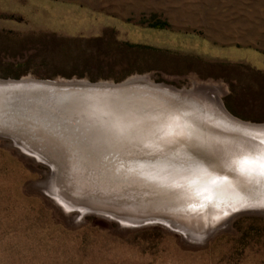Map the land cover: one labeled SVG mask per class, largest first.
I'll use <instances>...</instances> for the list:
<instances>
[{"label":"rangeland","instance_id":"rangeland-1","mask_svg":"<svg viewBox=\"0 0 264 264\" xmlns=\"http://www.w3.org/2000/svg\"><path fill=\"white\" fill-rule=\"evenodd\" d=\"M25 75L211 82L229 114L264 123V0H0V78ZM8 143L0 138V264H264L262 223L238 221L248 235L237 238V217L198 245L157 224L78 216L50 193L47 167Z\"/></svg>","mask_w":264,"mask_h":264},{"label":"water","instance_id":"water-1","mask_svg":"<svg viewBox=\"0 0 264 264\" xmlns=\"http://www.w3.org/2000/svg\"><path fill=\"white\" fill-rule=\"evenodd\" d=\"M0 83L41 85L45 93V96L42 98L43 102H50V100L56 97L60 99V101H56L57 104H54V102L51 103L55 106H48L53 114H58L59 112L56 107L61 109L64 107V104L66 108L79 105L82 107V112L86 113V116L82 114L92 123H95V119L96 121L99 120L106 123L112 117H105V115L102 118L97 117L98 111L102 110L100 108L102 101H99L98 98L95 100L96 96L91 95V93L113 94L121 90L134 91L139 89V83L148 84L149 87L147 89L156 90L158 94H163L164 92L168 95L167 93H169L176 99L180 98L183 102H185L184 100H188L187 95L190 96L193 93H199L197 90H194V85L189 89L176 88L173 85L150 81L146 75H130L118 82L111 80L88 81L76 77L38 79L30 75H25L18 78H0ZM63 98L66 99L63 100ZM104 103V109L108 108L109 101L106 100ZM216 103L214 104L215 109L223 114V119L227 117L233 120L238 126L247 127L245 129L249 128L250 130H254L257 134L264 133V123H252L240 120L227 112L219 98L216 99ZM25 105H29V102L25 103ZM185 108L184 106L182 108L180 106L179 109L176 108L175 113L168 114V116H165V113H160L162 115L157 114L158 112L155 113L154 115L159 117L157 121L161 120V118H166L167 121L169 119L168 122L161 120L165 125L160 127L164 130H159L158 135L153 130L155 132L153 134L151 132H146L149 135L145 133L147 138L139 135L135 140H129L127 146L130 148L126 150L127 152L123 151L122 154L130 156L142 170L149 171L150 179L153 178L152 180L158 181L160 185H164L167 192H174L176 198L184 201L185 204L181 201V205L184 204V209L188 210L189 207L190 209H195L197 203L199 204L204 201L208 204L214 202L216 198L214 196L209 200L201 198L195 192L190 191V189L188 190L178 182L176 183V178L184 179L185 177L186 179L187 176L197 174L200 177L204 176L207 178V176L211 177L213 174L216 176L219 174L218 177L214 178L218 179L222 178L228 172L236 171L240 174L233 161L238 159L241 154L256 151V148H264V144H262L264 137L262 140L259 137H254L255 139L251 138L255 144L259 142L258 146L246 141L250 137H245L241 133H234L236 136L234 134L232 135L233 139L229 143V147L215 146L212 144L214 142H211V136H208V139L205 140L202 134L203 132L200 131L202 126L200 125L201 123H198V117L196 116L200 118L201 116L198 114L196 116L190 115L191 113H188L189 111ZM188 108L191 109V105ZM75 110H79V108L76 107ZM87 112L89 115L91 114L90 112H93V116H91L93 118H90ZM135 113L139 115V110ZM124 116L129 118L130 121L128 124L126 123L127 125L125 127V124L121 126L122 130H125L133 122L132 119H134L127 112L124 113ZM48 118L43 117L40 121L36 120V118H31L29 121L31 122L29 124L32 126H34L33 124L38 126L36 123H41V127H38L45 131L44 139H40L42 140L41 143H44L43 145L28 142L19 132L13 131L9 125H0V138L7 139L9 142L8 145L14 147L16 151L44 164L47 167V176H49V179H53L50 193L68 209H74L78 216L84 214L101 215L123 225L134 227L157 224L167 231L177 233L180 238L198 245L206 243L217 233L228 230L231 223L237 217L244 215L264 217V202H259L254 199L237 200L234 204L229 203L231 206L227 205V207L219 208L220 210L217 209L218 212L216 214L204 216L202 221L196 223L191 222L188 218L178 219L166 210L158 211L154 208H148L147 200L140 201L136 197V193L130 190L125 191L127 188L118 189L111 187V184L116 185L115 182H111L108 176L104 177L102 175L104 173L100 174L96 170L97 167L102 165L101 168L105 170L107 161L101 159V162H98L94 157L91 159L90 155L92 152L76 147L74 143L66 142L67 140L62 137V133L58 130L59 127L50 126L52 119L50 118L51 120L48 121ZM155 120L156 118L153 119V121ZM96 124H98L95 128L97 130L99 122ZM32 126L31 129L33 128ZM204 126L205 128L209 127L208 125ZM93 168L96 169L92 170ZM140 172L142 173V171ZM259 178L264 180L262 177ZM128 188L130 189L131 187ZM154 191L155 189L152 190V192ZM184 199L191 201V203H186ZM150 201H152V198Z\"/></svg>","mask_w":264,"mask_h":264},{"label":"bare ground","instance_id":"bare-ground-1","mask_svg":"<svg viewBox=\"0 0 264 264\" xmlns=\"http://www.w3.org/2000/svg\"><path fill=\"white\" fill-rule=\"evenodd\" d=\"M29 85L0 83V125H9L13 131L19 132L28 142L43 145L44 143H41L42 140L40 139H44L43 136H45V131L40 128L41 123H36L40 126L38 127L35 124H33L34 126L30 125L29 123L31 122L29 121L31 118H36V120L40 121L43 117H49L48 121L52 119L50 126L59 127L58 130L62 133V137L67 140L66 142L74 143L76 147H80L83 150L87 149L88 152H92L90 155L91 159L94 157L98 162H101V159L107 161L105 170L101 168L103 165L97 167V169L93 168L92 170L96 169L100 174L104 173L102 174L104 177L108 176L109 180L115 182L118 186L111 184V187L118 189L127 188L125 191L130 190L136 193V197H138L140 201L147 200V205H149L148 208H154L158 211L166 210L178 219L188 218L191 222L196 223L202 221L204 216L216 214V212L220 210L219 208L227 207V205L231 206L229 203L234 204L237 200L254 199L259 202H264V180L257 176L250 177L241 175L236 171L231 173L228 172L229 174L225 173L222 178L217 179L218 183L216 185H209V180L218 177L219 174H217V176L213 174L211 177L207 176V178L204 176L200 177V175L197 174L194 176H187L186 179L185 177L184 179H179L178 177L175 179L177 180L175 182L180 183L188 190L190 189V191L195 193L200 192L201 195L199 196L201 198H206L208 196L212 198L214 196L216 199L214 202L208 204L204 201L199 204L197 203L196 208L194 205L195 209H190L189 207V209L186 210L184 209V201L176 198L174 192H167L164 185H160L158 181L152 180L153 178L150 179L149 171L146 172V170H142L130 156L122 154L123 151L130 148L127 146L129 140H135L139 135H143V137L147 138L146 136L149 134L146 132H151L153 134L155 133L154 131H156L158 135L159 130H164L161 128L165 125L163 122H168L169 119L167 121L166 118H161L163 122L161 120L157 121L159 117H156L154 115L155 113H165V116H168V114L175 113L176 108L179 109L180 106L181 108L183 106L184 108L186 107L185 109L189 111L188 113H191L190 115L196 116L198 114L201 116V118L196 116L198 117V123H201L200 125L202 126V128L200 127V131L203 132L202 134L205 140L208 139V136H211V142L213 141L214 143L212 144L215 146L229 147L234 133H241L245 137H250L249 140H246L250 143H254V137H259L262 140L264 133L261 132V134H257L254 130H250L249 128L245 129L247 127L238 126L233 120L227 117L224 119L222 118L223 114L219 113L214 105L217 104L216 99H218L217 94H219L218 86L211 82H194V90H202L203 92L201 91L202 94L193 93L190 96L187 95L188 100H184L186 103L180 98H174V96H171L169 93H167L168 95L164 92L163 94H158L156 90L147 89V87H149L148 84L140 83L139 89L134 91L121 90L113 94L91 93V95L96 96L95 100L98 98L99 101H102V106H100L102 110L98 111L97 117L102 118L104 115L105 117H112L109 122L106 123L99 120L96 121L95 118V123L90 122L88 118L85 117L86 113L82 112V107L79 105L66 108L64 104V107L61 109L56 107L59 115L53 114L48 106H55L51 103L54 102L55 104L56 101H60V99L56 97L50 100V102H43L42 98L45 96V93L43 92L44 89L42 86L38 84ZM65 99L66 98H63V100ZM106 100L109 101V105L107 104L108 108L104 109L105 105H103V103ZM28 102L29 105H25V103ZM190 105L192 107L191 109L188 108ZM76 107L79 108V110H75ZM138 110L139 115L135 113L138 112ZM126 112L134 117V119H132L133 122H131L125 130H122L121 126L125 124V127L130 121L129 118L124 116ZM90 113L89 115L87 112V115L93 118L91 117L93 116V112ZM155 118L156 120L153 121ZM75 121L76 123H74ZM97 122H99L98 129H101L102 132L95 129L98 125L96 124ZM204 125H208L209 127L205 128ZM88 132L90 133L88 134ZM34 138L36 139L35 141ZM43 141L45 142V140ZM258 143H254V145H258ZM255 150L257 151L259 149L256 148ZM140 171H142V173ZM193 181H195V183H193ZM128 187L131 188L129 189ZM205 188L209 190L204 191ZM153 189H155L154 192H152ZM149 198H152V201H150ZM181 201H183V205H181ZM185 202L191 203V201L187 200H185ZM185 207L187 206L185 205Z\"/></svg>","mask_w":264,"mask_h":264},{"label":"snow or ice","instance_id":"snow-or-ice-1","mask_svg":"<svg viewBox=\"0 0 264 264\" xmlns=\"http://www.w3.org/2000/svg\"><path fill=\"white\" fill-rule=\"evenodd\" d=\"M262 144H264V142H262ZM233 163L241 175L264 178V148L257 151H250L247 154H241ZM193 183H195V181H193ZM217 183V179L209 180V185H216ZM208 190V188L204 189V191ZM196 195H201V193L197 192ZM206 199H211V197L208 196Z\"/></svg>","mask_w":264,"mask_h":264},{"label":"trees","instance_id":"trees-1","mask_svg":"<svg viewBox=\"0 0 264 264\" xmlns=\"http://www.w3.org/2000/svg\"><path fill=\"white\" fill-rule=\"evenodd\" d=\"M152 27H155V28H163L165 26V23L164 22H160V23H155L153 25H151ZM245 219H248L252 222H255V223H262L264 224V218H261L259 216H243V217H240L238 220H236L233 224V227L235 229V235L237 238H244L248 235L247 231L245 233H242V231H240V227L237 225L238 224V221L240 220H245ZM250 231H252L253 233L251 234L252 237H256V238H260L262 235V232L260 229H258L257 226H254V227H251L250 228Z\"/></svg>","mask_w":264,"mask_h":264}]
</instances>
